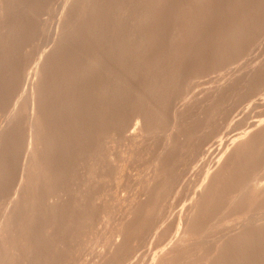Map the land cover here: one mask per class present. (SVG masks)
<instances>
[{"label":"rangeland","instance_id":"374dc122","mask_svg":"<svg viewBox=\"0 0 264 264\" xmlns=\"http://www.w3.org/2000/svg\"><path fill=\"white\" fill-rule=\"evenodd\" d=\"M0 8L3 264H154L181 238L175 264H264V0H0ZM137 113L149 119L130 146L119 128ZM218 142L231 148L228 169L194 209L193 226L180 224L223 158Z\"/></svg>","mask_w":264,"mask_h":264},{"label":"bare ground","instance_id":"6f19581e","mask_svg":"<svg viewBox=\"0 0 264 264\" xmlns=\"http://www.w3.org/2000/svg\"><path fill=\"white\" fill-rule=\"evenodd\" d=\"M147 4H148V3H147ZM32 5H33V4H32ZM70 8H71V7H70ZM0 9H1V8H0ZM143 9H144V8H143ZM141 20H142V19H141ZM143 30H144V29H143ZM135 34H136V33H135ZM105 45H106V44H105ZM113 46H114V45H113ZM127 47H128V46H127ZM109 49H110V48H109ZM12 50H13V49H12ZM11 52H12V51H11ZM116 53H117V52H116ZM12 54H13V53H12ZM101 57H102V56H101ZM43 58H44V57H43ZM93 58H94V57H93ZM40 61H41V60H40ZM116 61H117V60H116ZM110 63H111V62H110ZM39 64H40V63H39ZM36 67H37V68L35 69V71L37 72V71H38V65H37ZM32 71H33V70H32ZM34 73H35V72H34ZM34 73H33V74H34ZM35 74H37V73H35ZM35 74H34V75H35ZM35 76H36V75H35ZM32 85H33V84H32ZM34 85H35V84H34ZM32 87H33V86H32ZM119 87H120V85H119ZM122 87H123V85H122ZM125 88H126V87H125ZM125 88H124V89H125ZM31 89H32V88H31ZM120 89H121V87H120ZM166 89H167V88H166ZM119 91H120V90H119ZM114 92H115V91H114ZM111 93H112V92H111ZM32 94H33V93H31V95H32ZM114 94H115V93H114ZM116 94H117V93H116ZM33 96H34V95H33ZM33 96H32V101H31V102H32V107H33V108H32V111H34V109H35V101H36V100L34 101V97H33ZM147 99H148V98H147ZM147 99H146V100H147ZM103 100H104V99H103ZM120 102H121V101H120ZM112 103H113V102H112ZM122 103H123V102H122ZM187 103H188V102H187ZM204 103H205V102H204ZM105 104H107V103H105ZM113 105H114V104H113ZM102 106H103V105H102ZM103 107H104V106H103ZM106 108H108V107H106ZM109 108H112V107L110 106ZM121 108H122V107H121ZM140 108H141V107H140ZM142 109H143V106H142ZM142 109H141V110H142ZM144 109H145V108H144ZM144 109L142 110L143 112H145ZM106 110H107V109H106ZM108 110H110V109H108ZM108 110H107V111H108ZM122 110H123V109H122ZM122 110H121V111H122ZM141 110H139V112H140ZM183 110H184V109H183ZM104 111H105V110H104ZM123 111H124V110H123ZM133 111H134V110H133ZM108 112H109V111H108ZM134 112H135V111H134ZM143 112H142V114H144ZM185 112H186V110H185ZM103 113H104L106 116L112 115V114L107 113V112H106V113L103 112ZM121 113H122V112H121ZM121 113H120V110H119L118 115H120ZM130 113H132V112H130ZM140 113H141V112H140ZM140 113L135 114V117L133 116V119H132L128 124L126 123L127 125H125L123 128H122V126L124 125V123H122L123 125H121V129L119 128V132H120L119 134H120L122 137H123V135H122L123 133H124V135L127 136V137L124 136L123 139L126 138L128 141H131V145H130V146H132V142H136V141L138 142V141L140 140V138L142 139L143 132L145 133V129H146L145 127H146V126H144V124H146V120L149 119V118L146 117V114H145V116H143V115L140 114ZM104 114H103V116H104ZM126 114H127V113H126ZM32 115H33V113H32ZM123 115L125 116V113H124ZM133 115H134V114H133ZM130 116H131V115H130ZM175 116H176V115H175ZM183 116H184V115H183ZM113 117H114V116H113ZM121 117H122V116H121ZM131 117H132V116H131ZM9 118H10V116H9ZM119 118H120V117H119ZM123 118H124V117H123ZM146 118H147V119H146ZM173 118H175V117H173ZM31 119H32V118H31ZM103 119H105V118H103ZM110 119H111V118H109V121H110ZM120 119H122V118H120ZM105 120H106V119H105ZM123 120H124V119H123ZM175 120H176V119H175ZM12 121H13V120H12ZM33 121H34V119H33ZM109 121L107 120V122H109ZM113 121H114V120H112V122H113ZM115 121H119V120H117V118H116ZM141 121H142V125L140 124ZM102 122H103V121H102ZM102 122H101V124H102ZM105 122H106V121H105ZM107 122H106V124H107ZM119 122H122V121L120 120ZM99 123H100V122H99ZM109 123L111 124V122H109ZM109 123H108L107 125H109ZM115 123H116V122H115ZM117 123H118V122H117ZM117 123H116V124H117ZM103 124H105V123H103ZM106 124H105V125H106ZM116 124H115V125H116ZM118 124H119V123H118ZM118 124H117V125H118ZM120 124H121V123H120ZM120 124H119V125H120ZM29 125H30V124H29ZM32 125H33V123H32ZM32 125H31V126H32ZM92 125H93V124H92ZM92 125H91V127H92ZM94 125H95V124H94ZM115 125H112V127L110 126V127L112 128V131H113V130L115 131V129H117L118 126H117V125L115 126ZM259 125H260V124H259ZM31 126H30V131L28 132V133H29V144H28L29 147H28L27 152H26V154H25L26 160H27V157L31 154V147H32V146H31V145H32V144H31V140H32V136H33V135H32V128H34V127L31 128ZM89 126H90V124H89ZM103 126H104V125H103ZM114 126L116 127L115 129L113 128ZM100 127H101V126H100ZM108 127H109V126H108ZM119 127H120V126H119ZM180 127H181V126H180ZM251 127H252V126H251ZM251 127H250V128H251ZM253 127H254V126H253ZM253 127H252V128H253ZM255 127H256V126H255ZM102 128H103V130H104V129H105V130L107 129V128H105V126L102 127ZM111 128H110V129H111ZM174 128H175V124H173V126L170 128V130L172 131L171 134H173V132H174ZM89 129H90V128H89ZM153 129H154V128H153ZM258 129H259V128H258ZM262 129H263V128H262ZM90 130H91V129H90ZM97 130H98V129H97ZM103 130H102V131H103ZM120 130H121V131H120ZM259 130H260V129H259ZM259 130H258V131H259ZM33 131H34V130H33ZM109 131H111V130H109ZM109 131H108V132H109ZM114 131H113V132H114ZM116 131H117V130H116ZM116 131H115V132H116ZM122 131H123V133H121ZM252 131H253V130H252ZM254 131H255V130H254ZM92 132H93V131H92ZM108 132L105 131L106 134H107ZM113 132H112V136L114 135ZM256 132H257V129H256ZM103 133H104V132H103ZM103 133H101V134H103ZM92 134H93V133H92ZM108 134L110 135L111 132H109ZM117 134H118V133H117ZM171 134H169L170 136L168 135V136L170 137V139H171V137H172ZM247 134H248V133H247ZM247 134H246V135H247ZM252 134H255V132H254V133L252 132ZM87 135H88V133H87ZM90 135H91V134H90ZM104 135H105V134H103V136H104ZM115 135H116V134H115ZM120 135H119V136H120ZM101 136H102V135H101ZM106 136H108V135H106ZM106 136H105V137H106ZM112 136H111V137H112ZM250 136H251V135H250V133H249V134H248V137H250ZM91 137L93 138V136H91ZM113 137H114V136H113ZM113 137H112V138H113ZM122 137H121V138H122ZM248 137L246 136V138H248ZM251 137H252V136H251ZM89 138H90V136H89ZM89 138H88V139H89ZM112 138H111V140H112ZM167 138H168V137H167ZM88 139H87V140H88ZM100 139H101V138H100ZM113 139H115V138H113ZM170 139H169V140H170ZM96 140H97V139H96ZM102 140H103V139H102ZM106 140H107V141H105V142L108 143V139H107V137H106ZM118 140H121V139L118 138ZM206 140H208V139H206ZM209 140H210V139H209ZM244 140H245V139L242 138V141H244ZM103 141H104V140H103ZM109 141H110V138H109ZM116 141H117V140H116ZM240 141H241V140H240ZM240 141H239V140H238V142L236 141L235 145H234V143L232 142V143H233V147H235L236 144H237V145L240 144V143H241ZM245 141H246V140H245ZM245 141H244V142H245ZM34 142H35V141H34ZM169 142H170V141H169ZM175 142H176V141H175ZM204 142H205V141H204ZM209 142H211V141H209ZM87 143H88V142H87ZM89 143H90V142H89ZM92 143H93V140H92ZM92 143H91V144H92ZM101 143H102V141H101ZM103 143H104V142H103ZM103 143H102V144H103ZM107 143H106V144H107ZM180 143H181V142H180ZM199 143H200V142H199ZM218 143H219V142H218ZM98 144H99V142H98ZM112 144H113V142L111 141V145H112ZM120 144H121V143H120ZM127 144H128V143H127ZM129 144H130V143H129ZM134 144H135V143H134ZM138 144H139V143H137V145H138ZM204 144H205V143H204ZM204 144H203V142H201V147H202ZM221 144H222V143H221ZM241 144H242V143H241ZM33 145H34V144H33ZM40 145H41V144H40ZM88 145H89V144H88ZM92 145H93V144H92ZM107 145H108V144H107ZM109 145H110V143H109ZM109 145H108V146H109ZM124 145H125V144H124ZM169 145H170V144H169ZM209 145H210V144H209ZM209 145H208V146H209ZM215 145H216V142H215ZM30 146H31V147H30ZM34 146H35V145H34ZM97 146H99V145H97ZM104 146H106V145L104 144ZM104 146L102 145V147H104ZM127 146H128V145H127ZM135 146H136V145H135ZM196 146L198 147L199 144L196 145ZM205 146H206V144H205ZM217 146H219V151L221 152L222 150H220V143H219ZM88 147H89V146H88ZM100 147H101V144H100ZM102 147H101V149H102ZM110 147H111V146H110ZM110 147H109V148H110ZM128 147H129V146H128ZM201 147H200V148H201ZM222 147H223V149L225 148V146H222ZM32 148H33V147H32ZM85 148H86V147H85ZM93 148H95V147H92V146H91V148H90L91 150H90L89 148H88V149H89V151L94 152L93 150H95V149H93ZM97 148H98V147H97ZM107 148H108V147H107ZM107 148L104 149L103 151L107 150ZM130 148H132V147H130ZM202 148H203V147H202ZM202 148H201V149H202ZM204 148H206V147H204ZM92 149H93V150H92ZM101 149H99V150H101ZM112 149H113V148H112ZM112 149H111V152H112ZM165 149H166V148H165ZM228 149H229V150H227V148H226L225 151L223 150L224 153H223V151H222L223 158H222L220 161H219V160L217 161V164H216L217 167H215V169H214L213 171L210 170L211 172H210L209 174H206L205 182H203V185H201V186L198 188V190L195 191V194H193V195H195L194 197H195L197 200H196L195 204H194L193 201H192V203H193L194 205L192 206L193 209H192V211H191L189 214L186 213V212H187L186 210H188L189 208H187V209L185 208V209H186V210H185L186 212H184V210H183V212L186 213V215L183 217V221H180V222H179L180 224H184V225L186 226V224H189L190 222L193 221L194 218L196 219V218L198 217V215H200V214H197L198 211H197L196 213L194 212L195 214H197V217H195V214H193V211H194V209H195V210H198L197 207H198L199 203L202 202L201 200L205 197V194L207 193V190H208V193H209L210 188L212 187L213 183H214V182L216 181V179H217V178H216V177L218 176L217 174H220L219 172L224 171L225 167H227V165L229 164L228 161H229V159H230V157H231V155H232V154L230 155V152L232 153V151H230V149H231L230 147H229ZM108 150H109V149H108ZM166 150H167V149H166ZM187 150H188V149H187ZM195 150H196V148H195ZM198 150H199V149H198ZM216 150H217V148H216ZM233 150H234V148H233ZM101 151H102V150H101ZM134 151H135V150H134ZM190 151H191V150H190ZM205 151H206V150H205ZM217 151H218V150H217ZM91 152H90V154H91V156H92V154H94V153H91ZM98 152H99V151H98ZM111 152H110V153H111ZM162 152H163V151H162ZM169 152H170V151H169ZM197 152H198V151H197ZM201 152H202V151H201ZM201 152H200V153H201ZM213 152H214V151H213ZM215 152H216V151H215ZM32 153H33V152H32ZM96 153H97V151H96ZM103 153H104V155H106L105 153H108V152H106V151H105V152H102V155H103ZM112 153H113V152H112ZM112 153L109 154V155L107 156V159H105V160H107V164H109V166H111L110 168L113 167L114 170H112V171H113V172H114V171H117V172H115V173L119 174V173H120V167H119L120 165L118 166V162L116 161L117 167H114V165H113V163H112V161H111V158L113 157V156H112ZM219 154H221V153H219ZM222 154H221V155H222ZM100 155H101V152H100ZM104 155H103V156H104ZM110 155H111V157H110ZM113 155H114V154H113ZM183 155H184V154H183ZM192 155H194V154H192ZM198 155H199V154H198ZM206 155H207V154H206ZM209 155H210V153H209ZM212 155H213V154H212ZM217 155H218V154H217ZM229 155H230V156H229ZM97 156L100 157V156H99V153L97 154ZM103 156H102V157H103ZM187 156H188V155H187ZM95 157H96V156H95ZM102 157H100V158L102 159L101 161L104 160V158H102ZM163 157H164V156H163ZM198 157H199V156H198ZM206 157H207V156H206ZM209 157H210V156H209ZM228 157H229V158H228ZM184 158H185V157H184ZM195 158H197V157H195ZM164 159H165V158H164ZM197 159H198V158H197ZM208 159H209V158H208ZM105 160H104V161H105ZM114 160H115V159H113V162H114ZM189 160H190V159H189ZM194 160H195V159H194ZM27 161H28V160H27ZM98 161H100V160L98 159ZM101 161H100V163H101ZM169 161H170V160H169ZM197 161H198V160H197ZM197 161H195V162H197ZM201 161H202V160H201ZM201 161H200V163H201ZM208 161H209V160H208ZM31 162H32V161H31ZM198 162H199V161H198ZM227 162H228V164H227ZM25 163H26V162H25ZM104 163H105V162H104ZM187 163H188V161H187ZM203 163H204V161H203ZM207 163H209V162H207ZM192 164H193V163H192ZM197 164H198V163H197ZM214 164H215V163H214ZM24 165H25V164H24ZM190 165H191V164H190ZM199 165H201V164H199ZM205 165H206V163H205ZM104 166H106V165L104 164ZM214 166H215V165H214ZM214 166H213V167H214ZM228 166H229V165H228ZM25 167H26V166H25ZM171 167H172V166H171ZM183 167H184V166H183ZM185 168H186V167H185ZM198 168H199V166H198ZM201 168H202V167H201ZM77 169H78V168H77ZM100 169H101V171H102V170L104 169V167H103V169H102V168H100ZM179 169H180V168H179ZM187 169H188V168H187ZM212 169H213V168H212ZM226 169H228V168H226ZM226 169H225V170H226ZM106 170H108V168H107ZM173 170H174V169H172V172H171V173H175V174H176V172H173ZM185 170H186V169H185ZM192 170H193V169H192ZM196 170H197V169H196ZM23 171H24V170H23ZM72 171H73V170H72ZM74 171H75V170H74ZM104 171H105V170H104ZM108 171H109V170H108ZM175 171H176V170H175ZM182 171H184V170H182ZM182 171H181V173H183ZM186 171H187V170H186ZM189 171H190V170H188V172H189ZM199 171H200V169H199ZM92 172H93V171H92ZM102 172H103V171H102ZM169 172H170V171H169ZM177 172H178V170H177ZM179 172H180V171H179ZM194 172H195V171H194ZM201 172H202V171H201ZM201 172H197V174H198V173L200 174ZM207 172H208V171H207ZM107 173H108V172H107ZM107 173H106V174H107ZM115 173H114V174H115ZM154 173H155V172H154ZM189 173H190V172H189ZM191 173H192V172H191ZM221 173H222V172H221ZM99 174H100V173H99ZM168 174H169V173H168ZM175 174H173V175H175ZM185 174H186V173H185ZM199 174H198V175H199ZM103 175H104V174H103ZM148 175H149V174H148ZM166 175H167V174H166ZM173 175H172V176H173ZM178 175H179V174H178ZM181 175H184V174H181ZM23 176H24V175H23ZM101 176H102V174H100L99 177L101 178ZM104 176H105V175H104ZM106 176H107V175H106ZM169 176H170V175H169ZM193 176H194V175H193ZM193 176H191V177L193 178ZM195 176H196V173H195ZM219 176H220V175H219ZM102 177H103V176H102ZM164 177H165V176H164ZM179 177H180V176H179ZM185 177H186V176H185ZM196 177H197V176H196ZM151 178H152V180H153V177H151ZM160 178H161V177H160ZM170 178L172 179V177H169V179H170ZM186 178H187V177H186ZM186 178H184V179H186ZM101 179H102V178H101ZM171 179H170V180H171ZM174 179H175V177H174ZM174 179H173V180H174ZM143 180H144V179H143ZM150 180H151V179H150ZM150 180L148 181V182H150V185H147V187H148V186H149V187L151 186V181H150ZM179 180H180V179H179ZM181 180H182V179H181ZM188 180H189V177H188ZM188 180H187V182H189ZM196 180H197V179H195V181H196ZM58 181H59V180H58ZM162 181H163V180H162ZM175 181H176V180H175ZM175 181H174V182H175ZM193 181H194V179H193ZM197 181H198V180H197ZM55 182H56V181H55ZM165 182H166V181H165ZM177 182H178V180H177ZM182 182H183V180H182ZM182 182H181V183H182ZM253 182H254V181H253ZM172 183H173V182H172ZM54 184H55V183H54ZM148 184H149V183H148ZM157 184H158V183H157ZM159 184H160V183H159ZM161 184H162V183H161ZM252 184H253V183H252ZM62 185H63V184H62ZM162 185H166V184H162ZM162 185H161V186H162ZM172 185H173V184H172ZM174 185H176V183H175ZM177 185L179 186L180 184L177 183ZM182 185H184V184L182 183ZM185 185H186V184H185ZM193 185H194V184H193ZM199 185H200V184H199ZM55 186H56V185H55ZM59 186H60V185H59ZM157 186H158V185H157ZM161 186H160V187H161ZM168 186H169V185H168ZM188 186H189V185H188ZM254 186H255V185H254ZM149 187H148V188H149ZM175 187H177V186H175ZM175 187H174V188H175ZM181 187H182V186H181ZM157 188H158V187H157ZM163 188H164V186H163ZM165 188H166V186H165ZM168 188H170V187H168ZM168 188H167V189H168ZM194 188H195V187H194ZM256 188H257V186H256ZM56 189H57V188H56ZM258 189H259V186H258ZM160 190H161V189H160ZM55 191H56V190H55ZM162 192H163V189H162ZM168 192H169V191H168ZM171 192H172V191H171ZM154 193H155V192H154ZM160 193H161V191H160ZM164 193H165V192H164ZM166 193H167V192H166ZM208 193H207V194H208ZM54 194H55V193H54ZM159 195H160V194H158L157 196H159ZM169 195H170V194H169ZM169 195H168V196H169ZM44 196H45V195H44ZM161 196L163 197V195H161ZM164 196H165V195H164ZM166 196H167V195H166ZM206 196H208V195H206ZM209 196H210V195H209ZM163 198H164V197H163ZM195 198H194V200H195ZM41 199H42V198H41ZM137 199H138V198H137ZM148 199H149V198H148ZM152 199L154 200L153 196H152ZM159 199H160V198H159ZM45 200H46V199H45ZM49 200H50V199H49ZM97 200H98V199H97ZM149 200H151V198H150ZM157 200H158V198H157ZM164 200H165V199H164ZM164 200H163V201H164ZM207 200H208V199H207ZM56 201H57V200H56ZM146 201H147V200H146ZM165 201H166V200H165ZM204 201H205V200H204ZM43 202H45V201L43 200ZM131 202H133V201H131ZM151 202H152V200H151ZM158 202L160 203V200H159ZM161 202H162V201H161ZM167 202H168V201H167ZM205 202H206V201H205ZM41 203H42V202H41ZM153 203H154V202H153ZM153 203H152V205H153ZM155 203H156V202H155ZM163 203H164V202H163ZM168 203H169V202H168ZM168 203H167V204H168ZM156 204H157V203H156ZM156 204H154V206H155ZM130 205H131V204H130ZM134 205H135V204H134ZM190 205H191V203H190ZM97 206H98V205H97ZM132 206H133V205H132ZM154 206H153V207H154ZM160 206L162 207V204H160ZM163 206H164V204H163ZM168 206H169V205H168ZM153 207L151 206V208H153ZM170 207H171V206H170ZM172 207H173V206H172ZM131 208H132V207H131ZM167 208H168V207H167ZM199 208H200V205H199ZM149 209H150V207H149ZM153 209H154V208H153ZM155 209H156V208H155ZM155 209H154V210H155ZM158 209H159V207H158L156 210L158 211ZM85 210H86V209H85ZM145 210H146V209H145ZM172 210H173V209H172ZM148 211H149V210H148ZM152 211H153V210H152ZM152 211H151V209H150V212H152ZM163 211H164V210H163ZM167 211H168V210H167ZM167 211H166V212H167ZM160 212H161V210H160ZM164 212H165V211H164ZM175 212H176V211H175ZM199 212H200V209H199ZM199 212H198V213H199ZM204 212H205V211H204ZM47 213H48V212H47ZM170 213H171V212H170ZM173 213H174V212H173ZM178 213H179V211H178ZM150 214H153V213H150ZM162 214H163V213L161 212V216H162ZM181 214H182V213H181ZM148 215H149V212H147V216H148ZM153 215H154V214H153ZM165 215H166V214L163 215V218L165 217ZM170 215L172 216V214H170ZM203 215H204V214H203ZM41 216H42V215H41ZM150 216H151V215H150ZM150 216H148V217H150ZM179 216H180V214H179ZM154 217H155V216H153V218H154ZM157 217H158V216H157ZM169 217H170V216H169ZM174 217H175V215H174ZM177 217H178V216H177ZM159 218H160V217H159ZM170 218H171V217H170ZM178 218H179V217H178ZM178 218H177V219H178ZM4 219H5V218H4ZM160 219H161V218H160ZM143 220H144V219H143ZM145 220H146V219H145ZM151 220H152V219H151ZM154 220H155V219H153V221H154ZM156 220H157V219H156ZM163 220H164V219H163ZM179 220H180V219H179ZM157 221H158V220H157ZM159 221H160V220H159ZM159 221H158V223H159ZM170 221H171V220H170ZM44 222H45V221H44ZM145 222H146V221H145ZM173 222H174V220H173ZM175 222H176V221H175ZM192 223H193V222H192ZM151 224H152V223H151ZM153 224H154V223H153ZM161 224H162V223H161ZM190 224H191V223H190ZM156 225H157V223H156ZM191 225L193 226V224H191ZM148 226H149V224H148ZM151 226H152V225H151ZM165 226H166V225H165ZM169 226H170V224H169ZM179 226H180V225H179ZM188 226H189V225H188ZM197 226H198V225H197ZM200 226H201V225H200ZM202 226H203V225H202ZM144 227H145V226H144ZM0 228H1V226H0ZM147 228H148V227H147ZM167 228H168V226H167ZM193 228H194V227H193ZM204 228H205V227H204ZM157 229H158V227H157ZM163 229H164V228H163ZM171 229H172V226H171ZM179 229H180V228H179ZM188 229H189V228H188ZM116 230H117V229H116ZM147 230H148V229H147ZM147 230H146V231H147ZM149 230H150V229H149ZM118 231H119V230H118ZM127 231H128V230H127ZM164 231H165V230H164ZM196 231H197V230H196ZM121 232H122V231H121ZM153 232H155V231L153 230ZM159 232H160V231H159ZM161 232H162L163 235H164L163 230H162ZM161 232H160V233H161ZM167 232H168V231H167ZM183 232H184V231H183ZM117 233H118V232H117ZM148 234H149V233H147V236H148ZM150 234H151V232H150ZM119 235H120V232H119ZM119 235H118V237H120ZM122 235H123V234H122ZM152 235H153V233H152ZM113 236H114V235H113ZM145 236H146V235H145ZM159 236L161 237L162 235L159 234L158 237H159ZM182 236H183V234H182ZM118 237H116V238H118ZM160 237H159V238H160ZM162 237H163V236H162ZM124 238L126 239V237H124ZM124 238H123V239H124ZM152 238H153V237H152ZM165 238H166V236H165ZM179 238H180V237H179ZM112 239H113V238H112ZM137 239H138V238H137ZM137 239H135V240H137ZM144 239H145V238H144ZM167 239H168V238H167ZM182 239H184V238H181L179 241H177V242H178V243H177V246H176V244H175L176 247L173 245L172 247H170V249H169V248L167 249V250H168L167 252H165L166 249H165V251L163 250V251L161 252L162 254H160V256L158 257V259L154 260V264H171L172 261H173V263L175 264V262L177 261V259H176V257H174V256H177V257H178V254L180 255V251H178L179 253H177V254H175V255L173 254V253H175V252H174L175 249H177V247H178V250H179V249H180L179 247H182V246H183V247H184L183 250H182V249H180V250H182L181 253H184L183 251H184V249L186 248V247H185L186 244H185V243H182ZM114 240H115V239H114ZM135 240H134V241H135ZM149 240H150V239H149ZM195 240H196V239H195ZM120 241H121V240H120ZM124 241H125V240H124ZM175 241H176V240H175ZM184 241L186 242L185 239H184ZM121 242H122V241H121ZM169 242H170V241H169ZM195 242H196V241H195ZM119 243H120V242H119V239H116V241H114V244H113L112 248H113L114 250L119 249V246H120V245H121V246L123 245V244H120V245H119ZM9 244H10V243H9ZM124 244H125V243H124ZM181 244H183V245H181ZM184 244H185V245H184ZM13 245H14V244H13ZM13 245H12V247H13ZM168 245H169V244H168ZM171 245H172V244H171ZM194 245H195V244H194ZM194 245H193V246H194ZM20 246H21V245H20ZM123 246H124V245H123ZM191 246H192V245H191ZM112 248H110V251H111ZM8 250H9V249H8ZM11 250H12V249H11ZM120 250H122V247L119 249V251H120ZM116 251H117V250H116ZM116 251H115V252H116ZM12 252H13V251H12ZM14 252H15V251H14ZM109 253H110V252H109ZM117 253H118V252H117ZM117 253H116V254H117ZM119 253H120V252H119ZM119 253H118V254H119ZM122 253L124 254L123 251H122ZM130 253H131V252H130ZM103 254H104V253H103ZM116 254H115V255H116ZM156 254H158V253H156ZM115 255H114V257H115ZM121 255H122V254H121ZM127 255H128V251H127ZM99 256H100V255H98V257H99ZM101 256H102V255H101ZM106 256H107V254H106ZM130 256H131V254H130ZM96 257H97V256H96ZM112 257H113V256H111V258L108 257V259H109V260H110V259H113L114 257H113V258H112ZM123 257H124V256H123ZM173 257H174V259H175L176 261L173 259ZM101 258H102V257H101ZM121 258H122V257H121ZM124 258H125V257H124ZM156 258H157V257H156ZM117 259H118V258H117ZM122 259H123V258H122ZM125 259H126V258H125ZM128 259H129V258H128ZM104 260H105V259H104ZM106 260H107V259H106ZM109 260H108V261H109ZM114 260H115V259H113V262H111V263H110V262H108V263L106 262V264H109V263H110V264H113V263L115 262ZM119 260H120V259H119ZM119 260H116V262H119ZM5 261H6V260H5ZM5 261H4V262H5ZM110 261H112V260H110ZM9 262H10V260L8 261V263H9ZM100 262H101V261H100ZM116 262H115V263H116ZM121 262H122V260H121ZM123 262H124V261H123ZM102 263H103V262H102ZM102 263H101V264H102ZM115 263H114V264H115ZM0 264H3L1 260H0ZM12 264H14V263H12ZM15 264H16V263H15ZM104 264H105V263H104ZM118 264H119V263H118ZM122 264H123V263H122ZM152 264H153V262H152Z\"/></svg>","mask_w":264,"mask_h":264}]
</instances>
